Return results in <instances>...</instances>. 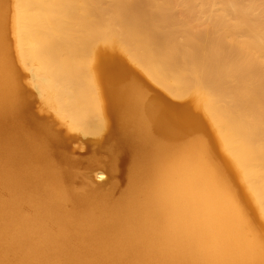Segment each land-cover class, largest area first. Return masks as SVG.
Here are the masks:
<instances>
[{"label": "bare ground", "instance_id": "1", "mask_svg": "<svg viewBox=\"0 0 264 264\" xmlns=\"http://www.w3.org/2000/svg\"><path fill=\"white\" fill-rule=\"evenodd\" d=\"M0 264H264V0H0Z\"/></svg>", "mask_w": 264, "mask_h": 264}, {"label": "rangeland", "instance_id": "2", "mask_svg": "<svg viewBox=\"0 0 264 264\" xmlns=\"http://www.w3.org/2000/svg\"><path fill=\"white\" fill-rule=\"evenodd\" d=\"M130 68L132 69L133 75H135V80L138 82V84L145 89L148 92H153L155 90H159L153 83H151L140 71L137 69V67L129 64ZM27 79L23 80L24 87H27ZM29 93H31L30 101L35 103L36 105H39V100L37 98L36 91L34 88L30 85V78H29ZM118 180H121L120 178Z\"/></svg>", "mask_w": 264, "mask_h": 264}]
</instances>
